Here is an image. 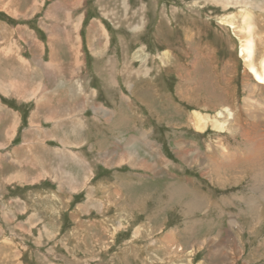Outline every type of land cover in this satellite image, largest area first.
Instances as JSON below:
<instances>
[{"label": "rangeland", "instance_id": "1", "mask_svg": "<svg viewBox=\"0 0 264 264\" xmlns=\"http://www.w3.org/2000/svg\"><path fill=\"white\" fill-rule=\"evenodd\" d=\"M246 1L0 0V53L35 71L26 101L0 84L19 116L0 131L39 111L30 150L0 143V264H264V84L236 34L248 12L259 63L264 0ZM225 107L224 131H196Z\"/></svg>", "mask_w": 264, "mask_h": 264}, {"label": "crops", "instance_id": "2", "mask_svg": "<svg viewBox=\"0 0 264 264\" xmlns=\"http://www.w3.org/2000/svg\"><path fill=\"white\" fill-rule=\"evenodd\" d=\"M96 27L97 29L99 28V26L100 25H98L97 23L96 24H94V23H92L90 26H89V28L90 27ZM1 27V26H0ZM76 28H77V25L75 26ZM101 27V26H100ZM102 30H103V32H105L106 33V31H105V29L102 27L101 28ZM10 34L11 35H15L16 36V34L14 33V31H12V30H8L7 29V32H3L2 31V29H0V41H2V39L3 40H5L4 41V43L3 44H6V43H9L10 41H11V39L10 38H12L11 36H10ZM88 34H89V30H88ZM27 35V34H26ZM28 36V35H27ZM62 36H64V35H62ZM89 36H90V39L92 38L91 37V35L89 34ZM76 37H77V35H76ZM99 38H103L102 36H99ZM16 39V38H15ZM40 42H41V45H42V47L41 48H38V47H36V50H37V53H38V55H39V58H41L42 59V57H41V54L43 53V41H42V39H40L39 40ZM95 49V48H94ZM10 51H12L11 49H10ZM10 51L9 52H6L5 53V55H3V54H1L0 53V72H7L8 73V77H10L11 78V80L9 81V82H3V81H1L0 80V84H5V85H7V86H9V84L11 83L12 85H13V87H12V89L10 90V93L12 94L11 96H13L14 94H13V92H14V90H15V92H16V89H19V86L21 87V89H19V90H21L22 91V93L20 94V97L22 98V99H19V98H17V100H28V98L30 97V94H29V96H28V94L24 91V87H26V85L28 84L27 83V81L32 77V76H34L31 72H33V73H35V71H33L32 69H30L27 65L29 64V62L22 56V54H19V60H18V62H17V58H15L14 57V55H11V53H10ZM51 53H53V54H55L54 53V51H52V49H51ZM2 55H3V57H2ZM23 57V58H22ZM50 57H51V55H50ZM39 58H37V59H39ZM21 59H23V60H21ZM55 60H56V58H55ZM12 61V62H11ZM42 61H43V59H42ZM27 62V63H26ZM49 67L47 66V69H48ZM37 67L35 68V70L37 71ZM15 72V73H14ZM27 73H29V74H27ZM27 74V75H26ZM17 82H19V85H18V83ZM20 82L22 83V84H20ZM29 83H31V82H29ZM17 85H18V87H17ZM28 86V85H27ZM11 88V87H10ZM4 89L2 88V87H0V93H2V94H4V95H6L4 92ZM18 93V92H17ZM6 96H9V95H6ZM75 96V95H74ZM78 96V95H77ZM0 97H1V95H0ZM45 98V97H44ZM1 100H3L2 99V97L0 98V104H2V106L0 105V126L2 125V124H5V122L7 121V120H4V118H3V116H4V114H2L3 112L2 111H5V109H11L13 112H15L13 109H12V107L10 106L9 107V105L7 106V105H5V104H3L2 103V101ZM51 100H43V99H41V101L40 102H45L46 104H48L49 102H50ZM82 108H85V106L83 105L82 106ZM95 108V106H93L92 107V109H94ZM7 111V110H6ZM50 111H52L53 112V115H55L56 117H57V121H53V126L55 125L56 127H59V124L60 123H62L63 121H62V115L64 114V113H66L65 112V108H62L60 105H58V104H53V103H51V104H49V105H47V106H45L40 112H43V113H45L46 114V116L50 113ZM38 113H39V111H37V110H35L31 115H30V118H29V131L26 133V132H23V133H21L20 134V136H19V139H18V141L17 142H13V141H11V140H14V137H15V128L12 130V133L9 135V139H7L6 137H4V128H5V126H4V128L2 127V129L3 130H1L0 131V137L3 139V141L2 140H0V143L2 144L3 143V146L1 147V148H4L5 146H7L8 144H11L12 145V148H11V151H10V153H12V152H15V153H19V154H21L22 155V153L21 152H24L25 150H20V146H23V144H25V143H23V136L24 135H26L27 136V138H29L30 139V137H29V132H31V135H34L35 133L32 131V124L33 123H37V122H39V121H37V118H38ZM5 114H6V112H5ZM13 116V115H12ZM15 118H17L18 119V123H19V116H18V114L15 112ZM46 120H47V118H46ZM51 121V120H50ZM14 125H15V123H14ZM13 125V126H14ZM16 126V125H15ZM14 126V127H15ZM7 132L9 131V129H7L6 130ZM44 131H41V135H42V133H43ZM42 138H43V136H42ZM64 140H65V138H64ZM4 144H5V146H4ZM29 145H30V142H29V144H28V149L30 150V148H29ZM27 149V150H28ZM11 155V154H10ZM11 164H15V163H13V162H10ZM81 163V161H79V164ZM17 165V164H16ZM71 175V174H70ZM72 176V175H71ZM73 177V176H72ZM77 177V176H76ZM76 177H73V179L71 180V183L75 186L76 184H78L79 182H82V179H76Z\"/></svg>", "mask_w": 264, "mask_h": 264}, {"label": "bare ground", "instance_id": "3", "mask_svg": "<svg viewBox=\"0 0 264 264\" xmlns=\"http://www.w3.org/2000/svg\"><path fill=\"white\" fill-rule=\"evenodd\" d=\"M215 2L220 3L223 9L227 8L228 5H230V4L243 3V5H241V6L237 5L239 7H245L244 5H250L251 4L250 2H248L246 0H236V1H233V0H215ZM57 7H58V3L53 4L48 9V13L54 14L57 11ZM241 18H242V26L238 27L237 32H236L238 38L240 39V41H239L240 42L239 56L244 61V65L246 66V69L252 75L254 80L260 84H264V48H263L264 47V37L261 38V42H262L263 47L261 46L260 41H258L259 46H261L263 49V52L261 54L259 63H257V59L255 57L257 55L258 50H256V44L254 41V33L256 32L255 24L252 22L251 15L248 12H244L241 15ZM228 23L231 25V26L229 25L230 27H232L233 29H236L234 22L228 21ZM101 28L102 27H100V26L98 29L96 27H93V26L90 27L89 28V34L91 35V37L96 36L99 33H100L99 34L100 36H102V37L105 36L106 33L103 32V30ZM162 56H164V55H162ZM21 60H23V59H21ZM17 83L19 85V82H17ZM20 84H22V83L20 82ZM18 85H17V87H18ZM19 89H21L20 86H19ZM229 116H230V112L227 109V107L223 108V110L217 109L216 113L214 115H208V114H204V113L199 112V111H194L193 124L195 126L196 131H198V132L206 131V127L208 124H210V126L217 131H224V122L227 118H229ZM13 125H14V123H12L9 127H12ZM26 144H28V143H25L24 146L20 147V149L25 148ZM62 173H63L64 177L66 178L67 183L72 184L71 180L73 179V177L70 174H66L65 172H62ZM71 190H72V188H71Z\"/></svg>", "mask_w": 264, "mask_h": 264}]
</instances>
